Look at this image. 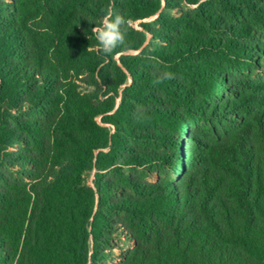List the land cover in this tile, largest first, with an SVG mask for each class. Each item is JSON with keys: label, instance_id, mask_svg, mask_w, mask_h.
<instances>
[{"label": "trees", "instance_id": "obj_1", "mask_svg": "<svg viewBox=\"0 0 264 264\" xmlns=\"http://www.w3.org/2000/svg\"><path fill=\"white\" fill-rule=\"evenodd\" d=\"M0 264H264V0H0Z\"/></svg>", "mask_w": 264, "mask_h": 264}, {"label": "clouds", "instance_id": "obj_2", "mask_svg": "<svg viewBox=\"0 0 264 264\" xmlns=\"http://www.w3.org/2000/svg\"><path fill=\"white\" fill-rule=\"evenodd\" d=\"M96 40L97 54L112 55L118 48L128 44V19L124 13L114 11L113 6L103 9L102 20L92 28ZM172 72L164 71L157 76L158 83L174 79Z\"/></svg>", "mask_w": 264, "mask_h": 264}]
</instances>
